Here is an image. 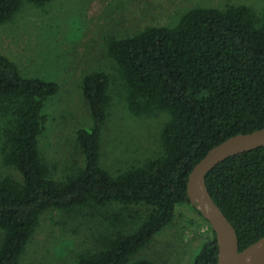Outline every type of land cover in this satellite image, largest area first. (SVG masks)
<instances>
[{
    "label": "trees",
    "instance_id": "obj_1",
    "mask_svg": "<svg viewBox=\"0 0 264 264\" xmlns=\"http://www.w3.org/2000/svg\"><path fill=\"white\" fill-rule=\"evenodd\" d=\"M50 1L0 0V23L23 5ZM106 54L115 64L127 111L165 115L159 149L115 174L100 165L112 79L92 71L80 82L91 122L75 130L78 155L58 178L39 151L45 103L58 85L22 76L0 55V162L11 172L0 175V264L18 263L43 214L83 207L108 230L77 252L74 264H155L130 258L173 221L178 205H190L191 169L215 145L264 127V11L244 4L195 6L172 26L109 38ZM205 185L234 228L239 251L264 236V146L224 159L206 174ZM109 204L132 209L102 214ZM195 211L211 236L191 264H216L214 233Z\"/></svg>",
    "mask_w": 264,
    "mask_h": 264
},
{
    "label": "rangeland",
    "instance_id": "obj_2",
    "mask_svg": "<svg viewBox=\"0 0 264 264\" xmlns=\"http://www.w3.org/2000/svg\"><path fill=\"white\" fill-rule=\"evenodd\" d=\"M228 4L264 11V0H51L42 6L23 5L9 21L0 23V55L15 63L22 76L58 85L57 93L45 103V130L39 139V151L54 177L65 173L78 155L75 130L90 125L80 82L92 71H104L112 79L111 101L101 127L100 165L115 174L159 149L158 135L166 117L162 113L134 116L127 111L115 64L106 54L109 38L131 36L146 26H172L195 6ZM8 173L0 162V175ZM122 208L109 204L100 210L109 214L132 209ZM93 212L83 207L69 214H43L17 264H74L75 254L108 230ZM207 226L190 205H178L173 221L130 261L191 264L211 236Z\"/></svg>",
    "mask_w": 264,
    "mask_h": 264
},
{
    "label": "water",
    "instance_id": "obj_3",
    "mask_svg": "<svg viewBox=\"0 0 264 264\" xmlns=\"http://www.w3.org/2000/svg\"><path fill=\"white\" fill-rule=\"evenodd\" d=\"M260 146H264V127L229 137L211 148L188 175L187 198L214 233L217 246L216 264H264V236L239 251L234 228L214 203L205 185L206 174L224 159Z\"/></svg>",
    "mask_w": 264,
    "mask_h": 264
}]
</instances>
